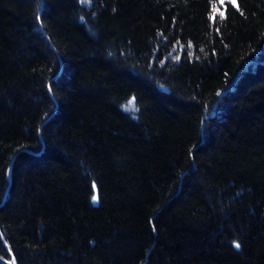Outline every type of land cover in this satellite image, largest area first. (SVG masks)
I'll return each instance as SVG.
<instances>
[{
	"label": "trees",
	"instance_id": "1",
	"mask_svg": "<svg viewBox=\"0 0 264 264\" xmlns=\"http://www.w3.org/2000/svg\"><path fill=\"white\" fill-rule=\"evenodd\" d=\"M0 259L264 264V0H0Z\"/></svg>",
	"mask_w": 264,
	"mask_h": 264
},
{
	"label": "water",
	"instance_id": "2",
	"mask_svg": "<svg viewBox=\"0 0 264 264\" xmlns=\"http://www.w3.org/2000/svg\"><path fill=\"white\" fill-rule=\"evenodd\" d=\"M7 177H8V174H9V166H8V168H7ZM0 262L2 263V264H14V262H12L11 263V261H5V260H3V259H0Z\"/></svg>",
	"mask_w": 264,
	"mask_h": 264
},
{
	"label": "rangeland",
	"instance_id": "3",
	"mask_svg": "<svg viewBox=\"0 0 264 264\" xmlns=\"http://www.w3.org/2000/svg\"><path fill=\"white\" fill-rule=\"evenodd\" d=\"M123 108H125V109H129V108H131V102H128L127 104H125V105L123 106Z\"/></svg>",
	"mask_w": 264,
	"mask_h": 264
},
{
	"label": "snow or ice",
	"instance_id": "4",
	"mask_svg": "<svg viewBox=\"0 0 264 264\" xmlns=\"http://www.w3.org/2000/svg\"><path fill=\"white\" fill-rule=\"evenodd\" d=\"M221 2H223V0H221ZM221 17H223V13H221ZM93 199L95 200V197H93ZM236 246L239 247V245Z\"/></svg>",
	"mask_w": 264,
	"mask_h": 264
}]
</instances>
